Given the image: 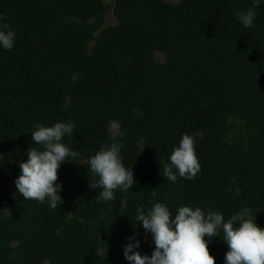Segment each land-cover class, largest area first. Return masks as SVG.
Wrapping results in <instances>:
<instances>
[{"label": "trees", "instance_id": "trees-1", "mask_svg": "<svg viewBox=\"0 0 264 264\" xmlns=\"http://www.w3.org/2000/svg\"><path fill=\"white\" fill-rule=\"evenodd\" d=\"M249 8L252 0H0V24L16 32L14 47L0 48V264H129L127 237L136 234L141 254L154 248L135 218L155 203L225 220L250 208L264 227V3L245 28L237 13ZM57 121L75 123L63 143L82 164L116 137L131 189L98 203L93 174L65 162L60 204L26 201L14 181L39 147L31 132ZM198 132L201 171L172 183L165 162L182 134ZM222 239L208 245L215 264L228 250Z\"/></svg>", "mask_w": 264, "mask_h": 264}, {"label": "clouds", "instance_id": "clouds-1", "mask_svg": "<svg viewBox=\"0 0 264 264\" xmlns=\"http://www.w3.org/2000/svg\"><path fill=\"white\" fill-rule=\"evenodd\" d=\"M253 8L237 13L238 21L251 28L264 0H252ZM16 32L8 24H0V48L11 50ZM76 125L72 121H57L51 126L37 124L31 132L33 144L27 159L19 163V174L14 183L18 193L27 200L40 203L47 201L55 209L62 201L63 185L58 182V169L65 162L81 163V154L63 143L66 135L71 136ZM120 135H123L121 133ZM203 133L182 134L177 146L164 164L163 176L172 183L177 177L195 179L201 171L196 154V139ZM94 155L87 158L86 166L93 174L89 187L99 190L98 203L114 201L117 191L126 192L136 183L132 168L125 167L121 156L123 145L112 137ZM6 209L0 210L5 212ZM135 222H142L145 233L151 236L154 248L151 254H141L140 240L136 234L127 237L124 256L129 264H215L208 245L213 237L223 234L228 250L224 264H264V227L253 219L250 208H243L225 220L219 211H204L199 206H179L173 214L164 203H155L145 212L137 208ZM134 222V223H135ZM207 237L208 239H205Z\"/></svg>", "mask_w": 264, "mask_h": 264}, {"label": "rangeland", "instance_id": "rangeland-1", "mask_svg": "<svg viewBox=\"0 0 264 264\" xmlns=\"http://www.w3.org/2000/svg\"><path fill=\"white\" fill-rule=\"evenodd\" d=\"M106 1H107L111 6H113L114 3H115V0H106ZM106 20H107V21H106V22H107V25H114V24L117 23V19H116V17L114 16L113 11L108 12L107 17H106ZM157 56H158L160 59L163 58V56H162L160 53H158ZM117 131H118V127H117V126H114V127L112 128V132L115 133V132H117ZM82 162H84V160H83Z\"/></svg>", "mask_w": 264, "mask_h": 264}]
</instances>
